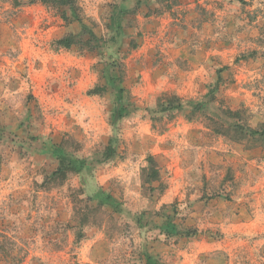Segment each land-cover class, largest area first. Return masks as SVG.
<instances>
[{
  "label": "rangeland",
  "instance_id": "rangeland-1",
  "mask_svg": "<svg viewBox=\"0 0 264 264\" xmlns=\"http://www.w3.org/2000/svg\"><path fill=\"white\" fill-rule=\"evenodd\" d=\"M73 1L0 0V264H264V0Z\"/></svg>",
  "mask_w": 264,
  "mask_h": 264
},
{
  "label": "trees",
  "instance_id": "trees-1",
  "mask_svg": "<svg viewBox=\"0 0 264 264\" xmlns=\"http://www.w3.org/2000/svg\"><path fill=\"white\" fill-rule=\"evenodd\" d=\"M41 4L44 5H55V6H60V7H66L68 8V12L70 13V16L72 19L77 20L81 26V32L86 34L88 37V41L92 42L95 46H98L100 43V39L85 26L84 24L81 23L79 14L77 13V7L75 5V2L73 0H39ZM122 9L119 8V12L115 13V18L114 20H118L119 17L121 16L120 14L122 13ZM67 21V18L65 19ZM74 43V39H62L59 44L62 45L64 48H69L72 44ZM119 94H122V92L118 91ZM119 105L114 108L111 118H110V125H116L122 118L125 116V110L123 108V100L121 97H119ZM230 113V112H229ZM253 135L259 134L260 137L264 136L263 132L257 133V132H252ZM114 146H115V141L113 139H110L106 148L105 152V157H111L114 153ZM52 152L54 156L58 155L59 158V163H58V168L51 173L49 176H47L43 182V187L44 186H49L48 188H45L47 191L57 185V184H62L65 180L66 177H68L69 174L81 172L83 168L85 167V162L84 161H79V160H66V156L60 149V146L56 148H50V150H45L44 152ZM149 161L152 162V158H149ZM94 197V195H93ZM95 197L99 199V201L102 204H106L109 206H116L115 201L110 197V196H103L102 194H96ZM150 261L147 262V264H151L152 259L149 258ZM153 262V261H152Z\"/></svg>",
  "mask_w": 264,
  "mask_h": 264
}]
</instances>
